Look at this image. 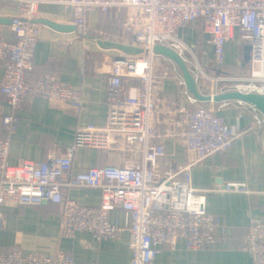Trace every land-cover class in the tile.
Instances as JSON below:
<instances>
[{"label": "built area", "instance_id": "built-area-1", "mask_svg": "<svg viewBox=\"0 0 264 264\" xmlns=\"http://www.w3.org/2000/svg\"><path fill=\"white\" fill-rule=\"evenodd\" d=\"M24 17L36 18L42 4H56L67 13L75 30L84 33L89 20L108 16L119 19L121 30L137 52L110 59L107 98L83 100L70 85L48 70L29 75L34 68L37 35L33 25L12 34L0 32V93L11 107L4 115L0 136V233L2 207L12 205L61 206V236L73 240L78 232L96 239L117 238L127 232V264H153L163 245L184 239L189 250L212 247L223 235L219 218L207 210L205 193L191 186L193 164L209 160L245 132L264 130V116L252 104L240 100L216 102L212 97L227 91L264 95V0H18ZM117 10V14L115 11ZM186 24H200L212 48L211 65L219 70L225 44L238 35L250 46L249 73L244 77L207 73L197 56V45L186 43L178 32ZM162 45L184 62L201 94L188 89L178 64L155 52ZM54 66L56 60L48 59ZM136 80L137 86L131 82ZM45 98L71 102L77 108L76 146L125 150L131 158L100 167L74 164L71 153L41 160L18 158L9 162L11 134L17 125L15 112L24 101ZM231 108L234 123L226 125L219 109ZM253 123L242 127L240 120ZM114 140L117 141L115 145ZM115 145V146H114ZM185 148L201 152L183 162ZM96 189L101 201L82 204L72 198L70 187ZM217 188L250 192L246 181H227ZM112 210L125 213V226L110 219ZM236 248L246 252L252 264H264V219L251 220ZM0 264H80L64 249L50 254L23 253L18 246L0 249ZM93 264V263H90Z\"/></svg>", "mask_w": 264, "mask_h": 264}, {"label": "crops", "instance_id": "crops-1", "mask_svg": "<svg viewBox=\"0 0 264 264\" xmlns=\"http://www.w3.org/2000/svg\"><path fill=\"white\" fill-rule=\"evenodd\" d=\"M24 15L25 9L18 0H0V16ZM36 18L70 25L67 13L56 4H42ZM19 27L24 26L0 25V32L12 34L22 29ZM32 28L38 42L34 68L29 75L44 74L48 70L61 82L70 84L83 100L90 102H103L107 98L111 57L137 52L132 42L124 36L119 19L113 16L89 20L85 34L75 29L58 31L45 24H36ZM178 35L186 43H195L201 62L203 59L211 64L212 48L206 42L200 24H186ZM243 48L238 35L226 42L223 64L231 67L237 61H242ZM50 58L56 60L54 66L48 64ZM2 69L0 62V74ZM131 85L135 87L138 82L133 80ZM11 111L0 93V136L7 135L2 128V119ZM77 111L74 104L62 100L34 98L24 101L15 112L17 125L11 134L9 162L14 163L18 158L41 160L47 156L71 153L77 166L100 167L131 158V152L125 150L127 144L108 150L76 146ZM217 114L223 117L226 125L234 123L231 108L219 109ZM252 123L249 114L240 120L242 127ZM114 143L116 145L117 141L114 140ZM200 155L201 152L185 148L183 162L190 163ZM190 175L192 188L198 191L212 188L205 193L206 207L219 218L223 235L217 236L214 246L196 250H189L184 239H179L172 246L163 245L153 264H252L249 255L237 249L236 245L242 241L251 220L264 219V130L256 127L245 132L230 147L212 154L209 160L193 164ZM227 181H246L251 191L246 193L217 188ZM67 193L82 204L97 205L101 201L99 192L90 187H70ZM2 211L1 250L18 246L23 253L50 254L64 249L80 264H127V232L108 239H96L87 232H78L73 240H67L61 236L62 209L57 204L4 206ZM110 219L119 226H125L126 217L121 210H112Z\"/></svg>", "mask_w": 264, "mask_h": 264}, {"label": "water", "instance_id": "water-1", "mask_svg": "<svg viewBox=\"0 0 264 264\" xmlns=\"http://www.w3.org/2000/svg\"><path fill=\"white\" fill-rule=\"evenodd\" d=\"M36 24H45L58 31H71L75 28L71 25L58 24L51 20L45 18H32L28 19L24 16L19 17H4L0 16V25L4 26H24V25H36ZM155 52L159 54H164L173 60L176 64L179 65L183 72L184 79L189 91L201 101H210L211 96L206 94H201L196 86L194 78L188 71L186 65L182 59L170 48L157 45L155 47ZM250 46L245 45L243 48L244 60L249 61L250 59ZM213 101L220 102L224 100H240L254 105L264 116V95H259L255 93H241L238 91H227L220 94H217L212 97Z\"/></svg>", "mask_w": 264, "mask_h": 264}, {"label": "rangeland", "instance_id": "rangeland-1", "mask_svg": "<svg viewBox=\"0 0 264 264\" xmlns=\"http://www.w3.org/2000/svg\"><path fill=\"white\" fill-rule=\"evenodd\" d=\"M115 13L117 14V10L115 11ZM71 25V24H70ZM72 26V25H71ZM74 27V26H72ZM75 28V27H74ZM20 31V30H19ZM18 32V31H17ZM86 33V32H85ZM84 33V34H85ZM209 53H210V49H209ZM197 56L199 57V54L197 53ZM200 59V58H199ZM202 67L203 69L207 72V73H213V74H218V75H231V76H235V77H244L246 76L248 73H249V61H246V60H242V61H237L235 64H236V67L238 68V73H228L230 72V66H226L225 64H223L219 70H214L212 67L211 64H208V63H205L204 60L202 59ZM216 71V72H215ZM123 145L122 144H119L118 145V148H122Z\"/></svg>", "mask_w": 264, "mask_h": 264}, {"label": "trees", "instance_id": "trees-1", "mask_svg": "<svg viewBox=\"0 0 264 264\" xmlns=\"http://www.w3.org/2000/svg\"><path fill=\"white\" fill-rule=\"evenodd\" d=\"M229 73H236L238 71V68L236 67V65H232Z\"/></svg>", "mask_w": 264, "mask_h": 264}, {"label": "bare ground", "instance_id": "bare-ground-1", "mask_svg": "<svg viewBox=\"0 0 264 264\" xmlns=\"http://www.w3.org/2000/svg\"><path fill=\"white\" fill-rule=\"evenodd\" d=\"M19 28H22V27H19Z\"/></svg>", "mask_w": 264, "mask_h": 264}]
</instances>
